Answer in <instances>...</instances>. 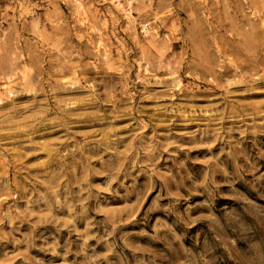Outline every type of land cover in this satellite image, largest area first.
Wrapping results in <instances>:
<instances>
[{
    "label": "rangeland",
    "instance_id": "374dc122",
    "mask_svg": "<svg viewBox=\"0 0 264 264\" xmlns=\"http://www.w3.org/2000/svg\"><path fill=\"white\" fill-rule=\"evenodd\" d=\"M154 58L179 64L191 90L169 94L164 84L139 82ZM0 101V210L11 213L0 228L12 233L0 241V264H211L204 249L210 254L212 244L228 264H242L236 229L245 220L264 229V0H0ZM110 101L121 112L115 120ZM168 105L222 116L185 122L158 111ZM140 119L153 122L146 138L155 128L180 147L162 153L151 188L136 169L112 185L119 195L99 194L102 207L127 208L115 230L99 223L108 217L96 200L87 218L75 219L53 200L56 223L43 222L51 218L44 201L29 208V197L48 191L31 178L64 162L85 178L91 157L86 178L104 187L100 173L113 154L94 141L115 136L123 148ZM58 195L63 203V184ZM85 229L94 237L86 244L78 235ZM29 233L32 247L14 243Z\"/></svg>",
    "mask_w": 264,
    "mask_h": 264
},
{
    "label": "clouds",
    "instance_id": "9594fccd",
    "mask_svg": "<svg viewBox=\"0 0 264 264\" xmlns=\"http://www.w3.org/2000/svg\"><path fill=\"white\" fill-rule=\"evenodd\" d=\"M151 0H149L150 6ZM153 71L149 73L147 76L141 78L139 82L147 85L150 81L154 80L156 84H164L167 93H171L173 91L180 92L183 90H191L188 85H183L178 77V73L180 71L179 64L171 65L170 63H164L160 58H154L152 64ZM160 70H167L170 74L160 79L155 78V72ZM239 71V69L237 70ZM248 75L247 73L241 74V80L243 76ZM198 78V77H197ZM256 79V77H253ZM168 81H171L169 84ZM126 82V81H125ZM133 86L136 81H133ZM91 87V86H89ZM227 90V89H225ZM114 91V90H112ZM126 94V92H125ZM98 94L93 90V98ZM171 98V97H170ZM113 103V111L116 115L113 116V120L118 118L121 114L120 110L116 108L115 102ZM2 103V101H0ZM158 111H163L166 113H175L181 116L185 122L189 121V117H192L193 120L197 116L201 117H216L222 116V113H213L209 109H197L192 105H168L158 109ZM50 122V121H46ZM211 122V120H210ZM152 121H149L148 124H145L142 119L137 121L138 130L133 133V143H129L125 145L123 148L118 146L114 141L119 140L121 138L112 136L110 139L107 136L100 137L99 140L94 141V146L100 149H103L104 152H111L113 157L110 160V166L106 167V171L100 173L101 175H105L108 177L107 183L104 187H101L96 184L90 183L86 176L88 175L87 167L90 166L91 157H89V165L86 166L85 170V178L76 176V168L73 165H68L64 162L59 171H54L51 174L48 172L43 173V177L41 178L39 175L31 178L30 183L42 185L48 191L39 192V195L36 200H32L31 197L28 199V206L31 208L33 204H39L41 201H44L48 204L47 212L49 217H51V212L53 210V203L57 207H65L68 209V212L72 215V218L75 219L77 215L87 218L89 213V201L96 200L97 206L95 210L103 215L108 217L107 221H100V224L111 223L113 230L117 227L115 222V217L119 215V213L123 210H127V208L121 209H111L101 206V202L99 199V194L101 192H107L109 194L119 195L118 192H114L112 185L116 183V181L120 178L121 174H124L126 177L130 176L133 171L136 169H140V171L148 176L149 179V188L152 187L151 179L152 176L157 175L155 172L156 163L159 162L160 156L163 152H167L170 147H180V145L176 144V141L171 139V133H157L155 128H153V135L150 137H145L143 132L152 124ZM108 132H115V128L107 129ZM199 131V130H198ZM219 130L217 129V132ZM196 133H186V135L194 136ZM203 135H209V131L207 129L203 130ZM165 136V139L161 140L159 137ZM218 139H222V137L217 135ZM84 144L90 143L87 139L83 142ZM212 145H208L211 147ZM83 148V144H78L76 149H72L70 151H80ZM64 155H68L65 153ZM174 155V153H173ZM127 165V168L125 167ZM71 174L75 177V183L67 180V177ZM92 174H97L96 170H92ZM162 175H170L162 174ZM67 181V183H66ZM61 184L64 185V191L66 195L64 196L63 203L61 202L60 196L58 195ZM7 187V185H5ZM121 187H123V182L121 181ZM72 188H77L78 191L73 192ZM73 198L74 202H69V198ZM77 207L80 208V211L77 212ZM24 216V219H27V215L21 214ZM11 216L10 212H4L0 210V226H2L5 222V218ZM21 216L18 215L15 219L10 220V223H15L16 220H20ZM23 222V221H22ZM43 222L45 223H56L59 222L56 217H51L50 219H45ZM89 228L93 227L92 221H88ZM61 226L63 224L61 223ZM73 231H76L73 228ZM105 231L107 229L105 228ZM88 229H85L84 232L78 233L81 237H85V244L87 243V239H92L94 237L87 236ZM12 233L4 232L2 228H0V241H5L11 236ZM111 235V233H109ZM14 243L16 245L27 244L29 247H32V237L31 234H27L23 239H17L12 237ZM102 239H107V236ZM232 245L235 249V252L239 255L242 264H264V229L257 227V225L253 223H249L248 221H244L243 228H237L234 238L232 240ZM110 251L114 248V245H110ZM211 247L214 249L208 254L207 249H204L205 254L208 255V260L211 264H228L225 259L224 254L219 250V248L212 244ZM83 248V245L81 246ZM200 251V250H197ZM99 259V257H93L92 261ZM202 259V258H201ZM91 264V262H90ZM137 264H145L143 260H138ZM195 264V261H193Z\"/></svg>",
    "mask_w": 264,
    "mask_h": 264
}]
</instances>
